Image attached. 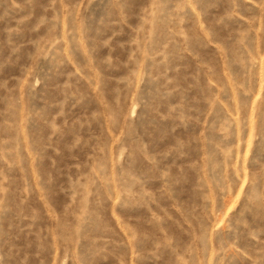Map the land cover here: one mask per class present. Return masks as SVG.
Returning <instances> with one entry per match:
<instances>
[{
    "label": "rangeland",
    "instance_id": "obj_1",
    "mask_svg": "<svg viewBox=\"0 0 264 264\" xmlns=\"http://www.w3.org/2000/svg\"><path fill=\"white\" fill-rule=\"evenodd\" d=\"M0 264H264V0H0Z\"/></svg>",
    "mask_w": 264,
    "mask_h": 264
}]
</instances>
